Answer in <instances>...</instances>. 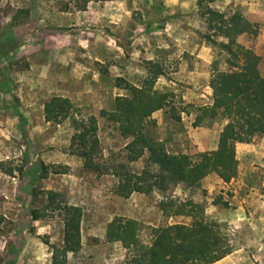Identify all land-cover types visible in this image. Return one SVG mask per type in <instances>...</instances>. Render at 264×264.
I'll return each instance as SVG.
<instances>
[{"label":"rangeland","instance_id":"374dc122","mask_svg":"<svg viewBox=\"0 0 264 264\" xmlns=\"http://www.w3.org/2000/svg\"><path fill=\"white\" fill-rule=\"evenodd\" d=\"M137 3L0 0V264H52L49 245H62L63 223L59 218L32 222L29 217L32 208L41 206L46 191L63 194L83 210L80 248L63 264L121 263L125 252L120 244L104 239L114 218L137 220L143 240H148L151 227L191 224L189 217L170 220L162 214L159 203L164 196L202 204L205 216L225 227L234 251L215 264H264L263 161L249 171L242 160L234 179L215 174L218 181H210L206 190H201V181L198 189L170 186L165 193H134L124 199L114 193V177L86 171L70 153L71 119L95 116L104 157L111 154L116 165L123 163L120 151L128 141L102 112H112L115 98L129 97L130 87H136L146 94L168 95L169 105L153 119L150 134L164 139L172 154L192 158L201 154L194 151L187 132L197 108L211 103V66L217 60L223 71V60L208 43L212 61L202 67L198 61L155 54L154 39L164 37L156 27L164 20L154 21V12L138 9ZM180 65L197 67V75L178 74ZM158 71L163 75L155 78ZM65 93L72 104L71 119L59 125L46 122L44 104ZM222 125L207 119L204 130L194 132L200 133L198 141H210ZM146 159L145 155L126 164L128 170L139 173ZM41 164L67 165L69 173L42 176L36 171Z\"/></svg>","mask_w":264,"mask_h":264},{"label":"trees","instance_id":"16d2710c","mask_svg":"<svg viewBox=\"0 0 264 264\" xmlns=\"http://www.w3.org/2000/svg\"><path fill=\"white\" fill-rule=\"evenodd\" d=\"M210 2L212 0H197L206 25L203 37L218 49L225 69L218 70V61H213L209 81L211 103L197 108L192 125L201 127L207 119L223 122L216 150L195 158L172 154L163 141L150 134L149 129L155 126L152 114L169 105L167 93L146 94L143 89L130 87L129 97H116L115 109L107 114L102 112L117 133L128 141L120 151L124 161L118 165L111 154L104 157L95 116L71 119L72 104L67 98L55 96L44 104L46 122L59 125L71 119V155L82 161L86 171L114 177L117 180L114 193L124 199L134 193H165L170 186L198 189L202 179L211 173L224 180L234 179L238 173L236 144L254 135L264 136V75L258 69L259 58L251 48L236 41L243 33L256 37L258 27L248 24L238 12L226 14L209 8ZM219 38L226 42L218 41ZM161 75L158 71L154 76ZM145 155V166L139 173L128 170L126 164ZM36 171L42 176L64 175L69 173V167L41 164ZM44 198L39 208L29 211V217L32 222L54 218L62 221V245H49V248L52 264H63L69 253L80 248L83 210L55 191H46ZM159 209L165 217L186 216L192 222L151 227L148 240H143L137 220L112 219L106 226L104 239L106 243H119L124 250V259L119 264H214L234 251L225 227L207 218L202 204L164 196Z\"/></svg>","mask_w":264,"mask_h":264},{"label":"crops","instance_id":"0c3cea01","mask_svg":"<svg viewBox=\"0 0 264 264\" xmlns=\"http://www.w3.org/2000/svg\"><path fill=\"white\" fill-rule=\"evenodd\" d=\"M137 6L138 9L154 12V21L164 20L161 26L156 27V31L161 32L164 37L162 36L160 40L154 39L155 43L152 51L155 54L160 55L164 52L167 54L168 59L198 61L200 67L203 66V62L210 64L213 52L202 36L203 31H206V25L200 16L197 0H138ZM208 7L219 13L233 14L238 12L248 24L257 25L256 37L243 33L236 38V41L240 45L252 49L253 53L259 58L258 69L264 75V0H212L208 3ZM220 40L226 42L223 38H220ZM177 73L192 74L191 76H193L197 75L198 68L187 69V67L180 65ZM65 94L60 97L70 100V96L67 93ZM159 112H154L152 119H156ZM156 126H161L160 121H156ZM190 129L193 132L188 131L187 133L189 137L193 138V143L196 145L194 147L195 152L204 153L216 150L221 130L216 132L214 139L203 142L202 140L198 141L196 137L200 133L194 131L204 130V128L191 125ZM156 139L164 140L161 137ZM235 154L238 161V173L241 169L242 160L245 162V170L252 171V169H255V164L264 162V136L254 135L244 142L237 143ZM218 179L215 174L208 175L202 180L201 190H206L210 181L216 180L217 182ZM207 212L209 210L206 209V214H208ZM179 218L188 219L184 216H174L170 220Z\"/></svg>","mask_w":264,"mask_h":264}]
</instances>
